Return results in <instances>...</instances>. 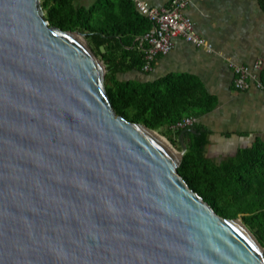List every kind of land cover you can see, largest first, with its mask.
I'll list each match as a JSON object with an SVG mask.
<instances>
[{
  "label": "water",
  "instance_id": "95a60500",
  "mask_svg": "<svg viewBox=\"0 0 264 264\" xmlns=\"http://www.w3.org/2000/svg\"><path fill=\"white\" fill-rule=\"evenodd\" d=\"M82 37L0 0V264H264L177 173L180 137L113 111Z\"/></svg>",
  "mask_w": 264,
  "mask_h": 264
},
{
  "label": "trees",
  "instance_id": "16d2710c",
  "mask_svg": "<svg viewBox=\"0 0 264 264\" xmlns=\"http://www.w3.org/2000/svg\"><path fill=\"white\" fill-rule=\"evenodd\" d=\"M49 26L77 31L103 64L104 89L113 111L139 123L186 150L177 173L213 211L226 219H240L264 250V142L255 140L222 160L206 156L208 131L198 123L172 129L185 117L199 118L216 106L214 96L188 74H168L156 80H123L119 75L142 71L141 37L152 24L131 0H39ZM264 12V0H257ZM264 82V71L260 73ZM264 256V252H263Z\"/></svg>",
  "mask_w": 264,
  "mask_h": 264
},
{
  "label": "crops",
  "instance_id": "0c3cea01",
  "mask_svg": "<svg viewBox=\"0 0 264 264\" xmlns=\"http://www.w3.org/2000/svg\"><path fill=\"white\" fill-rule=\"evenodd\" d=\"M140 1L157 8L169 2ZM183 13L212 51L176 37L171 51L155 58L148 72L132 71L119 78L148 82L168 74L196 77L216 99L215 108L196 121L208 131L206 153L213 149L232 155L257 139L264 142V94L254 86L244 92L233 88V65L260 60L264 71V12L257 0H192Z\"/></svg>",
  "mask_w": 264,
  "mask_h": 264
},
{
  "label": "built area",
  "instance_id": "2783aa9c",
  "mask_svg": "<svg viewBox=\"0 0 264 264\" xmlns=\"http://www.w3.org/2000/svg\"><path fill=\"white\" fill-rule=\"evenodd\" d=\"M136 10L151 22V30L145 33L140 43L144 45V63L142 71L148 72L158 56L169 53L173 46V39L182 38L195 48L212 51V46L196 31L191 19L183 11L192 0H169L166 6L160 8L149 6L140 0H131ZM262 61L257 60L250 66L233 65V88L236 91H247L254 86L264 94V82L260 80ZM194 117H185L177 122L172 129L191 127L196 123Z\"/></svg>",
  "mask_w": 264,
  "mask_h": 264
},
{
  "label": "rangeland",
  "instance_id": "374dc122",
  "mask_svg": "<svg viewBox=\"0 0 264 264\" xmlns=\"http://www.w3.org/2000/svg\"><path fill=\"white\" fill-rule=\"evenodd\" d=\"M81 40L83 41V42H85L86 43V41H85V39L82 37L81 38ZM87 44V43H86ZM158 134V133H157ZM161 136V135H160ZM162 137V136H161ZM165 140L166 141H168L166 138H165ZM169 145H171V143L168 141L167 142ZM172 146V145H171ZM174 148V147H173ZM176 151H179V150H177V149H175ZM208 150V152L206 153V156H208V157H210V158H212V159H214V160H222V159H225L226 157H228V156H231V152H228L227 154L226 153H218V152H216V151H214L213 149H207ZM240 220V219H239Z\"/></svg>",
  "mask_w": 264,
  "mask_h": 264
},
{
  "label": "bare ground",
  "instance_id": "6f19581e",
  "mask_svg": "<svg viewBox=\"0 0 264 264\" xmlns=\"http://www.w3.org/2000/svg\"><path fill=\"white\" fill-rule=\"evenodd\" d=\"M152 135L157 139L159 140L160 142H162L163 144L167 145L168 146V143L166 142V140L161 137L160 135L156 134V133H152Z\"/></svg>",
  "mask_w": 264,
  "mask_h": 264
}]
</instances>
